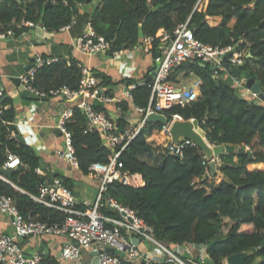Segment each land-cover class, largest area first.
I'll return each instance as SVG.
<instances>
[{
	"label": "trees",
	"instance_id": "16d2710c",
	"mask_svg": "<svg viewBox=\"0 0 264 264\" xmlns=\"http://www.w3.org/2000/svg\"><path fill=\"white\" fill-rule=\"evenodd\" d=\"M200 0H0V31L12 29L19 34L25 27L22 20H30L48 30H58L72 17L76 23L90 21L96 33L109 42L107 54L134 47L142 36L156 40L150 49L154 53L163 33H171L182 22L188 25L199 40L213 45H236L250 54L245 56L242 77H254L264 92V0H206L198 9ZM83 8L82 11L79 9ZM83 64L71 59L41 66L32 85L48 91L60 85L76 89ZM95 87L103 95L113 97L115 83L105 73L91 70ZM199 79V93L195 100L176 104L161 110L180 113L184 119L194 118L211 145L230 144L250 150L222 152L217 157V170L225 176L215 182L209 172L205 152L197 145L187 146L181 158L153 145L149 138L160 132L162 123L146 120L137 134L125 145L118 156L119 168L129 174H139L143 184L134 186L114 180L102 193L103 200L112 199L133 209L137 216L152 228V236L165 245L193 243L205 245V255L196 256L189 264L205 259L209 264H225V258L239 252H248L243 264H264V103H256L242 96L227 83L224 74L213 77L210 66H201L197 59H187L173 66L165 81L181 84L188 77ZM133 104L146 107L151 88L147 82L132 90ZM153 99V103H154ZM8 100L1 102V105ZM127 112V100L115 102ZM105 102L92 101L95 110L109 116ZM118 131L129 128L123 116L114 119ZM14 114L12 109L0 115V166L8 153L19 156L20 164L9 178L0 179V193L9 195L21 214L41 221L62 220L64 214L41 205L28 195L36 194L39 182L60 177L71 188V180L58 173L38 174L40 157L34 148L12 136ZM71 132L78 168L89 173L93 162L107 163L112 150L103 144L100 132L90 130L87 118L74 106L66 121ZM207 162L204 164L203 161ZM103 214L118 215L110 206L101 207ZM212 245L209 243L215 240ZM148 247L149 243L146 242ZM185 257V255L183 256ZM257 257H260L256 262ZM41 264H66L56 255L43 254ZM124 264H135L125 261ZM154 264H177L161 259Z\"/></svg>",
	"mask_w": 264,
	"mask_h": 264
},
{
	"label": "built area",
	"instance_id": "2783aa9c",
	"mask_svg": "<svg viewBox=\"0 0 264 264\" xmlns=\"http://www.w3.org/2000/svg\"><path fill=\"white\" fill-rule=\"evenodd\" d=\"M75 22L76 18L72 17L67 24L60 26L58 30H69ZM20 25L33 26L34 23L30 20H22ZM12 35H14L12 29L0 31V39ZM155 40L150 35L142 36L139 41L140 46L146 52H150ZM158 42L157 49L152 53V60L155 64H159V68L153 82H148L151 88L150 101L146 107L133 104L131 90L135 86L143 84L144 81L129 83L124 88L123 97L130 102L133 110L139 114V120L134 127L124 129L121 132L118 131L113 118L95 110L92 105V101L96 99H100L105 103L116 100L113 97L103 95L102 91L95 87L96 79L90 68L86 66L81 68V76L76 89H71L63 84L50 88L48 91H43L32 85L37 70L43 65L60 61L61 58L58 56L46 58L36 56L35 64L26 74L20 76L25 88L37 96L41 98H63L71 103L63 110L55 124L63 138L62 145L55 150L57 156L64 158L71 166L78 167L72 144V135L66 127V121L73 114L74 106L83 111L89 129H97L101 134L103 144L110 148L112 152L107 163L93 162L89 166L88 174L99 177L100 187L96 199L92 203L86 202L83 208L78 205L72 189L64 184L60 177L42 180L39 182L36 194L28 193L34 202L63 213L62 220L45 222L30 214L24 216L16 207L11 196L0 193V211L11 217L13 225L12 233L0 234V264H41L42 252L25 253L18 241L23 237L40 238L45 235L64 239L56 258L66 264H82L84 252H89L87 261L91 264L94 256L90 252L99 249L101 252L98 255V264H124L125 261L135 264H154L161 259L177 264H189L196 256L205 255L206 246L202 244L184 243L173 246L163 244L152 236V228L137 216L133 209L120 205L109 198L103 200L102 193L106 190L107 184L114 180L131 184L129 179L133 178L135 174L120 170L118 156L125 145L137 134L148 116L153 113H160L161 110L169 109L176 104L184 105L197 98L200 85L199 79L194 80L192 83L181 84L165 81L168 71L180 62L187 59H197L200 64L205 63L206 66H215V69L212 70L213 77H219L222 72L224 77L230 80V85L242 96L256 103H264V101L258 97L257 93L246 87L245 77L241 75L235 77L224 67L225 62L243 66L247 54L240 51L238 47L234 49L235 45L220 46L199 40L189 27L188 20L179 23L171 33H163L159 36ZM76 47L82 53L90 56L107 52L110 44L96 33L90 21H86L82 34L76 40ZM121 51L115 50L111 55L117 56ZM157 52L158 55L155 56ZM228 53L230 55L226 57ZM1 80L2 75L0 74V83ZM3 95L4 90L0 85V98ZM153 99H155L154 103ZM119 101L121 99L117 100V102ZM2 112L3 107L0 101V115ZM117 112L120 116L125 117L120 106H117ZM177 120L195 121L194 118L184 119L180 113H172L170 119L166 116V122L162 123L160 133L165 138V151L181 158L187 146L196 144L190 139L184 138L177 141L172 139L169 131L170 126ZM197 127L200 128L198 124ZM205 141L208 143L206 138ZM206 159L209 162L210 158L206 157ZM207 161L204 160L203 163L205 164ZM19 164V156L8 153L0 169H16ZM36 172L43 174L40 168H37ZM0 179L11 183L9 178L2 173H0ZM106 206L113 208L118 215L103 214L100 208ZM132 238H136L138 242L134 243ZM146 242L149 243L150 247ZM108 246L114 247L117 253L105 252L104 249ZM184 255L185 257H183ZM197 262V264H203V259Z\"/></svg>",
	"mask_w": 264,
	"mask_h": 264
},
{
	"label": "crops",
	"instance_id": "0c3cea01",
	"mask_svg": "<svg viewBox=\"0 0 264 264\" xmlns=\"http://www.w3.org/2000/svg\"><path fill=\"white\" fill-rule=\"evenodd\" d=\"M206 0L198 2V9H202ZM80 11L83 8L79 9ZM77 21V20H76ZM84 24L74 23L69 30H48L40 24L24 26L19 33L6 36L0 39V74L2 75L1 87L4 95L0 101L8 100L3 104V110L12 109L14 121L12 124L18 130L22 141L31 145L40 157V169L42 173H58L71 180V189L76 197L78 205L85 207L86 202H93L99 192L100 180L98 176L83 174L78 167L71 166L64 158L55 154L57 147L63 143L62 135L54 132L55 120L59 118L63 110L71 103L63 98L50 97L31 100L23 98L17 90L13 78L20 77L35 64L36 56L54 57L70 63L71 59L80 61L83 66L91 70H99L109 76L115 83L113 86L114 100H126L123 97L124 88L132 82L145 81L147 76L155 68L152 60V53L141 48L140 42L134 47L122 50L117 56L105 53L87 55L79 51L76 47V40L84 30ZM21 26V25H20ZM248 55V54H247ZM196 78L188 77L182 83H192ZM22 82V81H21ZM148 83V82H147ZM102 91V89L100 90ZM103 93V91H102ZM100 102V99H98ZM116 101L104 104L109 112L110 118L120 116L117 112ZM130 105V102H128ZM125 114V119L129 122V128L134 127L139 114L129 106ZM14 136V132L12 133ZM155 133L148 139L153 145L160 144L153 142ZM218 172V171H217ZM140 183L143 184L141 175ZM13 232L12 219L10 216L0 211V234H10ZM63 238L45 235L43 237H23L18 243L25 253L40 251L43 254L50 253L56 255ZM89 252H84L82 264Z\"/></svg>",
	"mask_w": 264,
	"mask_h": 264
},
{
	"label": "water",
	"instance_id": "95a60500",
	"mask_svg": "<svg viewBox=\"0 0 264 264\" xmlns=\"http://www.w3.org/2000/svg\"><path fill=\"white\" fill-rule=\"evenodd\" d=\"M51 2V0H47L46 6ZM87 3L93 2V0H86ZM264 24V19H262L259 24L255 27L258 28ZM238 47V44L234 46V49ZM158 55V52L155 53V56ZM230 53L226 55L228 57ZM250 54L248 53V56ZM201 66L205 67V63H201ZM224 67L229 70V72L235 76L239 77L240 75L243 74V68L241 65H234L228 62L224 63ZM159 68V64H155L154 70L150 72V74L147 76L145 79L146 82H153L154 76ZM215 66H210V70H214ZM13 81L15 85L17 86V90L20 93V95L23 98L26 99H38L39 96H37L35 93L30 92L25 88V85L21 82L20 77H14ZM245 85L246 87L250 88L252 92L257 93L258 97L264 101V92L261 90L259 84L257 81L254 79V77H247L245 80ZM100 93V92H99ZM59 118L55 120V123H57ZM148 121H159L161 123L166 122V116L164 114L160 113H153L148 116ZM13 127V132H14V137L17 138L19 141H22L21 137L18 134V130L15 127L14 124H12ZM170 134L171 137L174 141L181 140V139H190L192 140L197 146H199L204 152L205 156L207 158H210L208 166H209V172L206 173L205 178L210 177L211 175H215L217 173V157L220 153L222 152H236V153H242L245 152L249 158H252V153L250 150H244L242 147H235L230 144H220V145H209L205 141V134L204 131L201 130L200 128L197 127V122L196 121H189V120H183V121H174L171 126H170ZM54 132L57 135H61L60 130L55 126ZM176 156V155H175ZM213 156V158H211ZM177 157V156H176ZM41 164V161H40ZM14 169H0V173L4 174L7 178H10L12 176ZM222 178H225L224 175H222ZM219 238H216L215 240H212L209 245H212L215 241H217ZM132 241L134 243H137L138 240L136 238H132ZM105 252L109 253H117V250L114 247H105L104 249ZM101 252V250H93L90 252V254L93 257L91 264H98V255ZM122 255V253H120ZM248 252L246 251H239L236 253H233L229 255L228 257L225 258V264H243L244 259L247 257ZM260 257H257L256 262L259 261ZM257 264V263H255Z\"/></svg>",
	"mask_w": 264,
	"mask_h": 264
},
{
	"label": "rangeland",
	"instance_id": "374dc122",
	"mask_svg": "<svg viewBox=\"0 0 264 264\" xmlns=\"http://www.w3.org/2000/svg\"><path fill=\"white\" fill-rule=\"evenodd\" d=\"M226 81H227V83L230 85V80L229 79H225ZM155 135H156V138H159V139H162V141H159V143H160V146H161V149L163 150V148H164V141H165V138H164V136L160 133V132H155ZM156 138H155V140L153 141V142H158V140L159 139H157L156 140ZM211 158H213V156H211ZM216 161H217V159H216ZM221 174L219 173V171L216 173V176H215V178H214V180H215V182H219L220 180H221ZM87 257V256H86ZM84 262H85V264H89L88 263V261H87V258L84 260ZM205 263H207V264H209L208 262H207V259H205Z\"/></svg>",
	"mask_w": 264,
	"mask_h": 264
},
{
	"label": "bare ground",
	"instance_id": "6f19581e",
	"mask_svg": "<svg viewBox=\"0 0 264 264\" xmlns=\"http://www.w3.org/2000/svg\"><path fill=\"white\" fill-rule=\"evenodd\" d=\"M129 182L133 185H137L140 183V178L138 175H135L133 178L129 179Z\"/></svg>",
	"mask_w": 264,
	"mask_h": 264
}]
</instances>
